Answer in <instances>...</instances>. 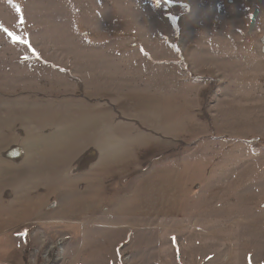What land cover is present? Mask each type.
<instances>
[{"label": "rangeland", "instance_id": "1", "mask_svg": "<svg viewBox=\"0 0 264 264\" xmlns=\"http://www.w3.org/2000/svg\"><path fill=\"white\" fill-rule=\"evenodd\" d=\"M118 90L146 114L165 101L161 120L182 134L167 166L186 190L152 228L164 259H104L105 233L38 230L14 263L264 264V0H0L2 109Z\"/></svg>", "mask_w": 264, "mask_h": 264}, {"label": "crops", "instance_id": "2", "mask_svg": "<svg viewBox=\"0 0 264 264\" xmlns=\"http://www.w3.org/2000/svg\"><path fill=\"white\" fill-rule=\"evenodd\" d=\"M124 94L113 92L108 101L84 94L65 104L10 110L5 109L11 102H1L0 264L29 259L38 230L50 242L86 241L105 233L96 240L104 259H140L142 249L149 259L151 254L164 259L151 252L156 247L152 228L158 217L174 213L172 196L180 199L186 190L172 163L167 166L173 161V138L182 134L167 130L161 120L165 101L147 106L146 114L145 106L128 102ZM88 152L95 153V161L78 169ZM174 238L164 236L163 244L173 246Z\"/></svg>", "mask_w": 264, "mask_h": 264}, {"label": "water", "instance_id": "3", "mask_svg": "<svg viewBox=\"0 0 264 264\" xmlns=\"http://www.w3.org/2000/svg\"><path fill=\"white\" fill-rule=\"evenodd\" d=\"M15 150H17V149H15ZM14 152H16V151H14ZM95 159H96L95 153L94 152H88L80 159L77 166L80 165L79 166L80 168H86L88 165L93 163L95 161Z\"/></svg>", "mask_w": 264, "mask_h": 264}]
</instances>
